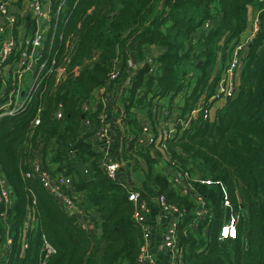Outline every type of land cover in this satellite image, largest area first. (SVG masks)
<instances>
[{"label": "trees", "instance_id": "16d2710c", "mask_svg": "<svg viewBox=\"0 0 264 264\" xmlns=\"http://www.w3.org/2000/svg\"><path fill=\"white\" fill-rule=\"evenodd\" d=\"M49 2L54 15L57 2ZM250 7L258 11V29L241 59L237 93L225 100L213 119H204L203 112L217 100L210 98L215 96L226 62L249 27ZM209 20L213 27L203 30ZM51 24L38 56L46 62L44 71L66 67L65 78L55 85L54 74L43 72L41 85L31 93L27 106L0 119V171L13 202L6 212L0 203V261L39 264L45 238L53 248L45 264H136L142 233L132 220L127 194L130 189L144 188L110 180L98 167L100 156L86 141L89 134L82 135L83 118L93 121L97 116L84 112L85 102L101 87L127 78L130 85L119 102L125 125L137 124L132 109L151 110L154 98L170 94L184 99L182 117L202 108L179 138L166 142V154L175 162L173 169L219 182L228 192L231 213L239 217L236 239L218 242L226 212L220 187L191 178L192 189L205 198L211 213L194 230L191 196L171 187L167 168L154 171L148 164L144 185L185 212L179 228L182 263L264 264V0H65L60 22L52 19ZM133 46L141 65L129 72ZM149 46L161 52L146 54ZM219 54L226 61L222 72H215ZM149 57L152 64L147 62ZM118 61H122L120 68ZM152 65L157 66L154 72ZM190 69L198 72L195 77ZM113 73L117 78L110 82ZM37 117L39 124L32 125ZM72 141L82 163L92 159L88 181L68 161L67 144ZM36 153L53 175L72 177L73 187L83 193L77 197V206L91 221V213H97L99 222L94 227L98 233L82 228L78 214H65L36 178L24 177L28 170L24 161ZM29 213L34 220L24 229ZM7 234L12 245L4 252Z\"/></svg>", "mask_w": 264, "mask_h": 264}, {"label": "built area", "instance_id": "2783aa9c", "mask_svg": "<svg viewBox=\"0 0 264 264\" xmlns=\"http://www.w3.org/2000/svg\"><path fill=\"white\" fill-rule=\"evenodd\" d=\"M57 7L54 15L50 12L49 0H0V82L4 84V94L0 96V118L6 116H14L20 110H23L28 103L31 93L37 91L41 85L42 74H54L55 85L61 82L67 72L64 66L51 67L48 71H44L46 62L42 61L38 56V50L44 48L47 40V32L50 30L54 19L55 24L60 22L61 13H63L65 0H55ZM13 8V9H12ZM32 26V30L28 31L27 27ZM213 27L212 21H205L203 30L209 31ZM254 28H252L253 30ZM249 45V44H248ZM243 42H237L231 52L230 59L224 67L221 79L218 84L214 99L228 100L233 98L237 93V83L235 82V74L240 69L242 52L247 46ZM68 47V42L66 43ZM152 64V58L147 59ZM51 65L55 62L52 60ZM157 69L156 65H152L151 72ZM117 78V73H113L108 81L113 82ZM130 79H127L129 82ZM24 81V84L22 82ZM101 87L99 91L107 89ZM26 88V89H25ZM25 90V92H24ZM98 91V90H97ZM14 98H25L18 106L13 105ZM17 100V99H16ZM151 108V118L145 122L137 135H133L128 131V126L124 123L122 129L123 144L131 147L129 152H140L144 148L153 147L160 153L162 159L166 160L167 169L171 171L168 175V181L171 187L182 194H189L194 201L192 210L191 228L196 230L200 225H204L207 217H211L209 208L205 198L198 192L194 191L190 184L191 176L187 172L173 169L175 162L166 154V142L170 139L179 138L182 131L189 127V123L202 108L193 110L184 118L177 117L176 122L180 126L173 130H168L167 123L174 119V114L169 108H163L158 103V98H154ZM199 103L202 101L199 100ZM201 106V105H200ZM84 112L91 111L86 103L83 105ZM211 110V109H210ZM210 110L203 112L204 119H213ZM60 117V113H57ZM106 117V114H104ZM155 126L152 127V124ZM39 124V118L32 121V125ZM89 134L87 142L91 149L100 156L98 167L102 169L107 177L117 183L126 184L121 169L124 168L122 157L114 155L112 152L114 138L112 135L111 124L109 121L104 123V118L98 129H94V122L89 118H83L82 135ZM75 142L67 144L68 161L74 166H78L85 179L91 178L90 161L82 163L78 149L74 147ZM130 157L131 154L128 153ZM24 165L28 168L24 173L26 178H36L43 188L57 200L62 211L70 216L76 214L84 215L77 204L78 199L83 197V193L73 187L72 177L66 175H53L50 170L43 164L39 158L25 159ZM195 181L205 185L217 184L222 192V204L229 209L227 219L224 216L223 224L218 231V242L234 240L237 237V221L238 215L231 213V202L227 190L219 184L212 182L210 179H202L200 175L195 174ZM126 185H124L126 187ZM157 194V193H156ZM78 197V199H77ZM128 201L133 206L132 220L138 226L142 233V246L139 251L136 264H183L184 246L179 239V228L185 216V212L175 204L167 203L164 195H151L144 190L130 189L127 194ZM155 201L157 211L154 212L151 202ZM0 203L6 209L11 207L12 193L7 187L6 181L2 177L0 171ZM1 214L5 219L6 214ZM74 213V214H73ZM28 221L24 222V229L28 223L34 220V214H28ZM82 228L87 229V225L79 221ZM43 239V246L40 250L39 264H45L46 258L53 253L52 246ZM22 248L25 243L22 242ZM12 245V238L9 234L3 243L2 250L8 251Z\"/></svg>", "mask_w": 264, "mask_h": 264}, {"label": "crops", "instance_id": "0c3cea01", "mask_svg": "<svg viewBox=\"0 0 264 264\" xmlns=\"http://www.w3.org/2000/svg\"><path fill=\"white\" fill-rule=\"evenodd\" d=\"M254 12H253V11ZM258 14L254 9L250 10V15L249 17L254 18L256 17ZM251 23V21H250ZM252 32V27L249 24V27L247 28V30L240 36V39H242L244 36L251 34ZM247 49L245 48L242 55H246L247 54ZM133 53L131 55V57L128 60V69L129 72H134L141 64H139V62H136L135 57H134V53H135V46H133L132 48ZM246 51V52H245ZM161 52V49L159 47L156 46H149L145 49V53L146 54H151L153 56H157L159 53ZM226 61V59L224 60V62ZM121 62L122 61H118L117 67L120 68L121 66ZM224 62H222V59L220 58V54L218 55L217 58V62L215 65V72H217L218 70H223V65ZM227 63V62H226ZM117 68V69H118ZM190 74L195 77L196 74L198 73L196 70L194 69H190L189 70ZM240 72L241 70L239 69L236 74H235V82L238 84L239 78H240ZM115 85H119V83H116ZM117 93L116 95H119V92L121 91V94H123L125 96L126 92L120 87H117ZM160 99V100H159ZM159 100V105L163 108H169L173 114H174V119L172 120V122L170 121L169 123H167L168 126V130H173L175 127L180 126L178 122H176L177 117H181V109L184 106V99H182V97L180 95H167L161 98H158ZM156 100H153V103ZM225 103V100L220 98L214 101V103L212 104L211 110H210V114L212 117H214L215 113L217 112V110L219 108H221ZM150 109L147 110H142V111H136L135 109H132L131 112L132 114L135 115L136 118V122L137 124L133 127L129 126L128 124V131L131 134H135V132H138V130L141 129V126L148 121V119L150 120L151 118V112L149 113ZM151 111V110H150ZM198 114V113H197ZM115 114L111 115V117L113 119L109 120L110 124H111V129H112V135L114 138V144H113V148H112V152L114 151L115 154L114 155H119L120 157H122V161L125 164L124 168L121 169L122 174L124 175V179L126 180V182L131 183L132 185H140L143 186V190L151 195H156L155 192H151V189L146 187L144 185V176L143 174H145V171L148 170L149 165L151 164V167L154 171H161L164 172L167 164H166V160L162 159V156L160 155V153L158 154L153 147H149V148H144L142 149V152L140 155H132V157H130L128 155V153L131 154V152H129L131 150V147L128 146L126 147L123 144L122 141V129L121 126L123 123H125L123 117H122V113L121 110L118 108V112H117V116L114 117ZM187 116V115H186ZM155 126V123L152 124V127ZM136 128V130H135ZM145 154V156L143 155ZM157 154V155H156ZM36 157L40 158V154L36 153ZM149 161V163H148ZM167 175H171V171H169L168 169L166 170ZM151 206L153 208V211L156 212L157 211V205L155 201L151 202ZM28 217V215H27ZM25 218L24 222L28 221V218ZM91 218L93 221H91V219L89 217H86L85 215H81L78 214L77 215V219L83 223H85L87 225L88 230H93L94 232H99V230L94 227L95 223L99 222V218L97 213L92 212L91 213ZM30 223V222H29ZM28 223V225H29ZM0 264H3V261H0Z\"/></svg>", "mask_w": 264, "mask_h": 264}, {"label": "rangeland", "instance_id": "374dc122", "mask_svg": "<svg viewBox=\"0 0 264 264\" xmlns=\"http://www.w3.org/2000/svg\"><path fill=\"white\" fill-rule=\"evenodd\" d=\"M251 9H253V8L250 7L249 12ZM256 12L258 14V11H256ZM249 15H250V13H249ZM250 21H251V23H250ZM250 21H249L250 26L252 28H254L252 30L251 34H248V35L244 36L242 39H239V42L245 43V46L248 44H251V42L253 41V39L256 35L257 29H258V15L254 18L250 17ZM230 49H232V48H230ZM22 84H24V81L22 82ZM129 85H130V81H129V83H127V78H126V79L122 80L121 82H119V85L111 84L107 89H104L101 91H99V90L95 91L92 94V98L88 102H85L87 107L91 108L92 113H94V112L97 113L96 118H93L95 130L98 129V127L100 126V124L102 122V118H104V123H105V122L113 119L111 117V115L115 114L114 117L117 116L118 108L120 109L119 102L124 97V95L121 94V91L119 92V95H116V93H117L116 89L118 86H120L126 92ZM4 90H5L4 84L2 82H0V96L2 94H4ZM24 92H25V90H24ZM12 99L14 101L13 105L18 106L25 98H19V97L14 98V97H12ZM86 113L88 114V113H90V111H88V112L86 111ZM104 114H106V117H104ZM2 118L3 117H1L0 119H2ZM113 154H115L114 151H113ZM117 156H119V155H117ZM191 178L195 179L196 175L193 174Z\"/></svg>", "mask_w": 264, "mask_h": 264}, {"label": "water", "instance_id": "95a60500", "mask_svg": "<svg viewBox=\"0 0 264 264\" xmlns=\"http://www.w3.org/2000/svg\"><path fill=\"white\" fill-rule=\"evenodd\" d=\"M200 65H201V61H198L197 64H196V67L199 68ZM228 215H229V209H226V212H225V218L226 219H227Z\"/></svg>", "mask_w": 264, "mask_h": 264}]
</instances>
